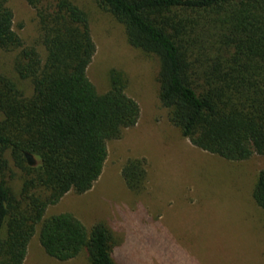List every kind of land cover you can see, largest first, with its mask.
Instances as JSON below:
<instances>
[{"label":"trees","instance_id":"trees-1","mask_svg":"<svg viewBox=\"0 0 264 264\" xmlns=\"http://www.w3.org/2000/svg\"><path fill=\"white\" fill-rule=\"evenodd\" d=\"M25 1L44 55L23 46L7 0H0V49H19L15 72L32 85L24 97L0 74V264L23 263L38 224L48 256L63 262L85 250L88 264H116L103 223L88 231L69 212L44 214L66 193L93 187L106 141L136 125L139 106L121 71H110L103 94L87 78L96 46L85 11L72 0ZM95 1L122 24L130 46L159 59V101L183 137L228 161L264 155V0ZM6 150L20 172L18 192L5 179ZM121 176L128 190L141 192L145 159H128ZM251 196L264 212V170Z\"/></svg>","mask_w":264,"mask_h":264},{"label":"rangeland","instance_id":"rangeland-1","mask_svg":"<svg viewBox=\"0 0 264 264\" xmlns=\"http://www.w3.org/2000/svg\"><path fill=\"white\" fill-rule=\"evenodd\" d=\"M72 2L87 14L96 46L87 78L103 94L110 71H121L125 91L140 114L135 126L106 141L107 157L93 187L81 195L66 193L46 209L44 219L69 212L88 231L103 223L113 237L117 264H264V212L251 196L264 170V155L234 162L194 147L171 124L159 101V59L130 46L122 24L95 0ZM7 5L23 46H35L44 55L33 8L25 0H7ZM18 52L0 49V74L28 97L31 82L14 69ZM4 158L5 179L18 192L20 172L9 150ZM130 158L146 161L145 186L139 193L128 190L121 176ZM38 231L39 224L22 264H88L85 250L63 262L48 256Z\"/></svg>","mask_w":264,"mask_h":264},{"label":"water","instance_id":"water-1","mask_svg":"<svg viewBox=\"0 0 264 264\" xmlns=\"http://www.w3.org/2000/svg\"><path fill=\"white\" fill-rule=\"evenodd\" d=\"M26 160H27V164L32 166L34 164L33 160H32V156L30 154H25Z\"/></svg>","mask_w":264,"mask_h":264},{"label":"crops","instance_id":"crops-1","mask_svg":"<svg viewBox=\"0 0 264 264\" xmlns=\"http://www.w3.org/2000/svg\"><path fill=\"white\" fill-rule=\"evenodd\" d=\"M112 256H113V254H112ZM113 259H114V261H115V263H116V260H115V258L113 257ZM117 264V263H116Z\"/></svg>","mask_w":264,"mask_h":264}]
</instances>
